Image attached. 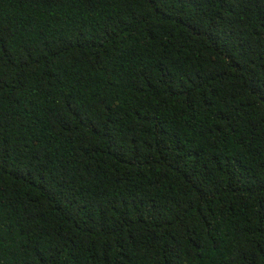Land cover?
<instances>
[{"label":"trees","instance_id":"trees-1","mask_svg":"<svg viewBox=\"0 0 264 264\" xmlns=\"http://www.w3.org/2000/svg\"><path fill=\"white\" fill-rule=\"evenodd\" d=\"M0 264H264V0H0Z\"/></svg>","mask_w":264,"mask_h":264}]
</instances>
